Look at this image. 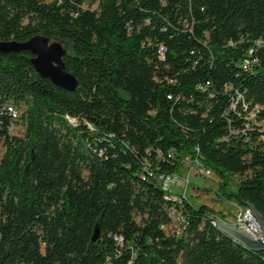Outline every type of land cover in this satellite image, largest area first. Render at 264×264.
Instances as JSON below:
<instances>
[{
    "label": "trees",
    "instance_id": "16d2710c",
    "mask_svg": "<svg viewBox=\"0 0 264 264\" xmlns=\"http://www.w3.org/2000/svg\"><path fill=\"white\" fill-rule=\"evenodd\" d=\"M37 34L64 44L79 85L0 54V108L25 127H0V264H264L159 179L198 158L264 217V132L244 131L264 117V0H0V41ZM252 48L255 71L239 65Z\"/></svg>",
    "mask_w": 264,
    "mask_h": 264
},
{
    "label": "water",
    "instance_id": "95a60500",
    "mask_svg": "<svg viewBox=\"0 0 264 264\" xmlns=\"http://www.w3.org/2000/svg\"><path fill=\"white\" fill-rule=\"evenodd\" d=\"M30 51L33 53L31 59L37 72L43 77L51 79L53 83L69 91H75L79 81L74 74L68 71L64 57L67 50L63 43L51 40L49 37L37 34L26 41L9 40L0 41V54L10 52ZM241 199V198H240ZM242 200V199H241ZM243 201V200H242ZM246 207L251 208L263 228V237L254 238L246 230L239 228L236 224H230L223 220H216L217 226L235 241L252 250H264V217L249 201ZM211 219H214L210 217ZM100 229L96 228L94 241L99 237Z\"/></svg>",
    "mask_w": 264,
    "mask_h": 264
},
{
    "label": "built area",
    "instance_id": "2783aa9c",
    "mask_svg": "<svg viewBox=\"0 0 264 264\" xmlns=\"http://www.w3.org/2000/svg\"><path fill=\"white\" fill-rule=\"evenodd\" d=\"M97 6H98V2H97ZM89 8L93 9L92 7ZM230 44L233 43L231 42ZM256 44L263 45L264 42L262 40H259L257 41ZM160 55L162 58H165L164 47L160 49ZM239 65L249 71H255L256 66L261 65L260 59L255 53L254 48L250 49L247 52L246 57H244L240 61ZM240 95L241 94L237 95V100L232 104V107L234 109L237 108V102L240 101ZM243 106L245 111H248V105L244 103ZM4 112L7 114L9 118V122H6L5 119H3L0 116V127H3L5 125L7 131H9L10 129H15L13 128V117L11 112L8 109L0 108V114ZM71 118L77 125V119L73 117ZM247 122H251V129H244L245 132L254 129L255 130L258 129L261 133L264 132V117L260 118L259 114L256 112V106L251 111H249V116H247ZM261 138L264 140V133L262 134ZM181 160L183 164L189 161L190 163L193 164L194 168H198L206 175H211L212 173V170L209 167L205 166L198 158H191L187 155H184L181 157ZM159 179L162 180V182L169 187L170 193L173 194L174 199L183 200L187 198L188 196L187 192L190 184L189 176L188 177L183 176L181 173H178V174L162 175L159 177ZM174 186H179L180 188L179 193L173 192ZM173 210L175 212V216L178 214L177 216L178 220L183 224L185 222L184 216L178 210L176 209ZM217 220H221V219H217ZM214 223H217V221H215ZM236 225L239 228L246 230L254 238L263 237V228L259 223L258 219L256 218V216L254 215L253 211L251 209H248V207H245L242 210V213L238 219V224ZM163 228L166 229L167 226L163 225ZM117 239L120 242H122V238H117Z\"/></svg>",
    "mask_w": 264,
    "mask_h": 264
},
{
    "label": "rangeland",
    "instance_id": "374dc122",
    "mask_svg": "<svg viewBox=\"0 0 264 264\" xmlns=\"http://www.w3.org/2000/svg\"><path fill=\"white\" fill-rule=\"evenodd\" d=\"M51 1V0H48ZM92 4L89 1L86 2L85 7H92L93 9L97 8V3L91 6ZM25 133V127L22 124H17L15 129L12 131V135L23 136ZM5 153V148L1 147L0 149V160ZM180 173L183 176H189L190 184L188 188V199L195 205L199 206L201 204H206L209 207L216 210L219 215H221V220L228 222L230 224H238V219L242 213V210L245 208L238 203L223 197L220 193V183L221 179L212 172L211 175L204 174L198 168H194L193 164L189 161L184 163ZM239 176H235L231 179V190H236L239 184ZM179 186H174L173 192L179 193ZM173 221L170 225L167 226L166 232L170 234H180L179 230L182 228V223L178 220V214L175 216L173 210ZM224 218V219H223ZM137 221H141V216L137 215Z\"/></svg>",
    "mask_w": 264,
    "mask_h": 264
},
{
    "label": "bare ground",
    "instance_id": "6f19581e",
    "mask_svg": "<svg viewBox=\"0 0 264 264\" xmlns=\"http://www.w3.org/2000/svg\"><path fill=\"white\" fill-rule=\"evenodd\" d=\"M241 98V97H240ZM10 112H12V114H13V116L16 118L17 116H19L18 115V111H15L14 109H12V108H10ZM18 118V117H17ZM14 128V127H13ZM11 130V129H10ZM163 188L165 189V191L167 190V191H169L170 192V190H169V187L166 185V184H164L163 183ZM249 208V207H248ZM249 209H251V208H249ZM217 224V223H216Z\"/></svg>",
    "mask_w": 264,
    "mask_h": 264
}]
</instances>
